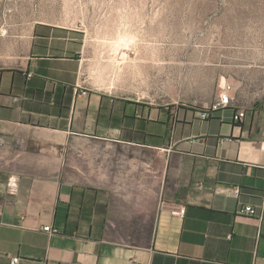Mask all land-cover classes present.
I'll list each match as a JSON object with an SVG mask.
<instances>
[{
    "label": "crops",
    "instance_id": "obj_1",
    "mask_svg": "<svg viewBox=\"0 0 264 264\" xmlns=\"http://www.w3.org/2000/svg\"><path fill=\"white\" fill-rule=\"evenodd\" d=\"M24 40L0 66V264H264V98L118 97L83 78L81 29Z\"/></svg>",
    "mask_w": 264,
    "mask_h": 264
},
{
    "label": "rangeland",
    "instance_id": "obj_2",
    "mask_svg": "<svg viewBox=\"0 0 264 264\" xmlns=\"http://www.w3.org/2000/svg\"><path fill=\"white\" fill-rule=\"evenodd\" d=\"M39 22L81 29L83 78L118 97L208 107L229 86L239 103L264 98V0H0V66Z\"/></svg>",
    "mask_w": 264,
    "mask_h": 264
},
{
    "label": "built area",
    "instance_id": "obj_3",
    "mask_svg": "<svg viewBox=\"0 0 264 264\" xmlns=\"http://www.w3.org/2000/svg\"><path fill=\"white\" fill-rule=\"evenodd\" d=\"M229 91H230V87L229 86H225L224 89H223V92L218 97V103H217L216 106H214V110H216L217 108H226V107H228L230 105L231 98L228 95ZM207 117H208V113L207 112L201 113V118L202 119H206ZM242 117H243V114L240 113L239 116L238 117H234V119H240ZM229 192L234 197H238L239 194H240V191H239L238 188L231 189ZM240 213L251 215V216L255 215V211L251 207H245L243 210L240 211ZM178 215L183 216L184 215V210L183 209L179 210L178 211ZM43 231L47 232V233H51V234H57L58 233L57 230L51 229V227H44ZM19 261H20L19 257H13L11 259V261H10V264H18Z\"/></svg>",
    "mask_w": 264,
    "mask_h": 264
},
{
    "label": "bare ground",
    "instance_id": "obj_4",
    "mask_svg": "<svg viewBox=\"0 0 264 264\" xmlns=\"http://www.w3.org/2000/svg\"><path fill=\"white\" fill-rule=\"evenodd\" d=\"M222 89H224V88H222Z\"/></svg>",
    "mask_w": 264,
    "mask_h": 264
}]
</instances>
